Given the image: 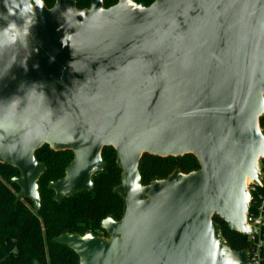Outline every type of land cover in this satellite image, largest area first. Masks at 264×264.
I'll use <instances>...</instances> for the list:
<instances>
[{
    "label": "water",
    "instance_id": "95a60500",
    "mask_svg": "<svg viewBox=\"0 0 264 264\" xmlns=\"http://www.w3.org/2000/svg\"><path fill=\"white\" fill-rule=\"evenodd\" d=\"M133 1L105 9L91 0L80 10L74 0H55L51 9L44 0H10L21 15L34 14L35 51L27 71L14 65L0 81V97L21 81L42 82L63 117L25 153L0 151V164L21 175L12 180L20 188L16 203L29 200L40 210L46 167L35 154L44 146L74 155L64 178L48 187L58 204L93 191L105 170L102 152L113 148L122 219L102 221L108 238L54 239L79 264H212L213 257L223 264L226 253L249 264L214 218L244 236L257 233L246 217L248 186L261 184L264 160V0ZM144 155H193L199 170L143 186Z\"/></svg>",
    "mask_w": 264,
    "mask_h": 264
},
{
    "label": "trees",
    "instance_id": "16d2710c",
    "mask_svg": "<svg viewBox=\"0 0 264 264\" xmlns=\"http://www.w3.org/2000/svg\"><path fill=\"white\" fill-rule=\"evenodd\" d=\"M80 10L88 9L91 0H74ZM48 9L55 0H44ZM116 0H104L105 8ZM264 129V116L260 119ZM38 163L45 165L46 171L38 182L41 207L35 211L29 200L16 203L20 188L12 182L19 176L18 170L0 164V264H79L78 256L65 246L58 245L54 239L63 234L84 236H107L101 230V223L109 216L120 221L123 216V200L113 193L121 184V169L116 163V152L105 148L102 159L105 170L94 177L91 193L84 192L71 199H63L61 204L54 201V192L49 184L64 178L67 167L74 155L71 151L54 152L48 146L36 152ZM262 187L252 192L251 214L264 200V160L260 162ZM176 170L189 174L199 170V163L193 155L180 158H159L144 155L140 163L141 182L148 186L155 178L167 179ZM214 221L220 227L225 241L233 251L251 253L256 248L248 236L231 231L218 217ZM264 235V227L261 230ZM264 259V249L262 250ZM264 264V260L262 262Z\"/></svg>",
    "mask_w": 264,
    "mask_h": 264
},
{
    "label": "clouds",
    "instance_id": "9594fccd",
    "mask_svg": "<svg viewBox=\"0 0 264 264\" xmlns=\"http://www.w3.org/2000/svg\"><path fill=\"white\" fill-rule=\"evenodd\" d=\"M3 5L5 11L0 12V81L9 76L14 65L27 71V60L31 51H35H30L29 42L34 14L21 15L18 8L13 9L10 0H3ZM52 92L54 94L55 90ZM58 108V101L54 107L44 83L21 81L12 94L0 97V151L9 155L25 153L63 118ZM212 264H215L214 257ZM223 264H237V261L226 253Z\"/></svg>",
    "mask_w": 264,
    "mask_h": 264
},
{
    "label": "built area",
    "instance_id": "2783aa9c",
    "mask_svg": "<svg viewBox=\"0 0 264 264\" xmlns=\"http://www.w3.org/2000/svg\"><path fill=\"white\" fill-rule=\"evenodd\" d=\"M261 171V168H260ZM262 171H261V184L259 186L250 184L248 186L249 192H255L257 187H262ZM253 201V197H252ZM251 206L250 210L246 217V224L249 228L257 230L256 234H250L248 237L252 242L256 243V248L251 253L248 252L249 264H262L263 256L262 250L264 249V235L261 234V230L264 227V200L257 207L255 213L251 214Z\"/></svg>",
    "mask_w": 264,
    "mask_h": 264
},
{
    "label": "flooded vegetation",
    "instance_id": "af4514ba",
    "mask_svg": "<svg viewBox=\"0 0 264 264\" xmlns=\"http://www.w3.org/2000/svg\"><path fill=\"white\" fill-rule=\"evenodd\" d=\"M135 4H137V5H143V6H145V7H149L150 5H152L153 4V2H154V0H134L133 1ZM119 3V0H116V3L114 4V5H112L111 7H114V6H116L117 4ZM103 4H104V0H103ZM91 6V5H90ZM111 7H109V8H111ZM90 8V7H89ZM88 8V9H89ZM104 8H105V4H104ZM108 8V9H109ZM105 9H107V8H105ZM19 172V171H18ZM19 177H21V175H20V173H19V176L17 177V178H19ZM42 177V176H41ZM14 179V178H13ZM12 179V180H13ZM39 182V181H38ZM53 183V182H52ZM50 185V184H49ZM38 191H39V189H38ZM20 192V191H19ZM55 194V193H54ZM18 195V194H17ZM55 197V196H54ZM25 201V200H24ZM34 206V205H33ZM35 209V208H34ZM36 211V210H35ZM102 230V229H101ZM103 231V230H102ZM104 232V231H103ZM105 233V232H104ZM103 236H101V237H104V238H108V235L107 236H105L104 234H102Z\"/></svg>",
    "mask_w": 264,
    "mask_h": 264
}]
</instances>
